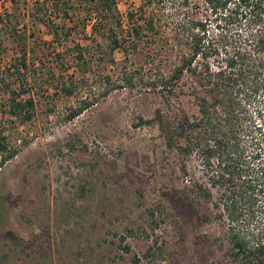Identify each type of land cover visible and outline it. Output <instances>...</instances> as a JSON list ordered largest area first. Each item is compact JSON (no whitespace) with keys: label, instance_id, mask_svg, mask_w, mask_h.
<instances>
[{"label":"rangeland","instance_id":"374dc122","mask_svg":"<svg viewBox=\"0 0 264 264\" xmlns=\"http://www.w3.org/2000/svg\"><path fill=\"white\" fill-rule=\"evenodd\" d=\"M142 1L118 0L125 28L127 13ZM43 3L0 0V264H132L135 258L139 264H249L230 255V238L237 234L249 238L250 246L264 244V211L250 212L244 184L257 164L230 168L242 175L231 181L217 179L220 167L206 164L200 152L177 163L156 126L135 125L161 105L147 83L153 74L148 43L128 55L119 48L113 62H104L99 52L108 48L88 21H67L71 35L60 44L52 41L41 20L62 19L50 16ZM185 9L210 18L207 35H218L204 0H188ZM247 31L237 25L232 32L240 38ZM77 46L90 61L85 73L69 55ZM61 54L70 57L68 67L60 65ZM221 60L210 58L213 68ZM125 72L133 81L104 94L103 83L111 86ZM12 91L17 100L33 99L30 119L11 113ZM243 109L251 130L242 136L244 154H264V93ZM196 183L210 191L198 216L179 203ZM234 183L239 187L232 196ZM226 206L235 210L233 217Z\"/></svg>","mask_w":264,"mask_h":264},{"label":"trees","instance_id":"16d2710c","mask_svg":"<svg viewBox=\"0 0 264 264\" xmlns=\"http://www.w3.org/2000/svg\"><path fill=\"white\" fill-rule=\"evenodd\" d=\"M204 1L212 15L211 21L215 22L218 30L215 37L207 35V21L210 18H196L186 13L188 0H143L135 10L127 13L126 28L118 0H45L41 7L44 8L46 4L50 16L62 19V23L53 21L49 16L47 19L42 18L41 22L47 25L52 41L60 44L62 39H67L72 33L67 21L76 18L88 21L91 32L108 48L106 53L103 50L99 52V58L104 62H113V52L119 48L128 55V50L138 52L142 43H148L150 52L147 63H150L149 69L153 74L148 77L147 83L150 91L160 97L161 105L153 109L151 118L139 116L135 125L156 126L164 139L166 150L175 156L177 163L186 164V158L192 152L204 154L206 164L220 167L215 174L217 179L225 176L231 181L240 179L242 175H234L229 169L242 171L250 164H257L253 167L256 169L254 176L250 174L251 178L247 177L244 184L247 186L245 192L250 200V212L254 214L256 208L262 212L264 154L256 150L246 156V144L242 142V136L251 132L247 116L243 117V112H246L243 107L264 93V0ZM237 25L248 29L240 38H235L236 34L232 32ZM167 28L169 33H166ZM157 48L155 54L154 49ZM83 49V46H77L69 55L78 70L85 73L90 61L85 58ZM21 55L22 65L26 69V50ZM61 56L60 65H69L70 57ZM219 56L222 60L213 68L210 58ZM140 68L141 65L135 66L133 71ZM125 74L120 80L113 81L111 86L104 82L103 93L131 83L133 77ZM66 90L68 93L73 91L71 88ZM13 94L14 91L9 102L11 113L21 116L24 121L30 119L33 115V99L17 100ZM186 98L191 105L189 107L184 105L183 100ZM89 105L87 102L73 109L70 119ZM235 187L239 186L234 183L228 190L232 196ZM209 194L205 186L196 183L184 191L179 201L180 208L184 207L198 216L202 210V199L209 197ZM226 210L233 217L235 210L228 206ZM248 239L232 234L230 255L235 259L242 257L249 264L255 259L262 261L263 240L250 246ZM132 264H139V259L135 258Z\"/></svg>","mask_w":264,"mask_h":264}]
</instances>
